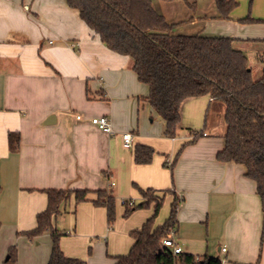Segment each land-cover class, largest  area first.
<instances>
[{"label": "crops", "instance_id": "crops-1", "mask_svg": "<svg viewBox=\"0 0 264 264\" xmlns=\"http://www.w3.org/2000/svg\"><path fill=\"white\" fill-rule=\"evenodd\" d=\"M151 2L174 33L184 34L176 29L193 16L182 19L169 2ZM233 39L241 41L236 45L241 51L264 43ZM147 96L131 61L109 51L65 0H0V264H47L50 235H24L46 210L47 190L90 192L80 204L72 196L53 220V226L63 222L66 205L76 214L70 231L62 232L64 256L113 264L112 258L126 255L133 240L126 253L107 250L116 233L105 229L106 210L93 205L94 193L116 190L140 203L138 189L169 191L164 200L170 207L178 198L173 241L182 254L217 258L221 264H264V216L256 184L245 177L243 166L218 160L224 148L223 105L208 96L185 101L177 144L175 137L165 136L159 116L157 128V114L150 118ZM101 116L110 120L113 135L90 124ZM201 124L199 137L190 143L188 130L197 132ZM11 133L19 136L15 152L9 149ZM125 133L132 136L130 149L123 146ZM136 145L153 149L150 164L134 163ZM150 217L141 215L142 225ZM12 247L15 258L9 261Z\"/></svg>", "mask_w": 264, "mask_h": 264}, {"label": "trees", "instance_id": "trees-1", "mask_svg": "<svg viewBox=\"0 0 264 264\" xmlns=\"http://www.w3.org/2000/svg\"><path fill=\"white\" fill-rule=\"evenodd\" d=\"M69 8L78 11L83 24L111 52L128 58L139 83L148 89V102L165 124V136L174 138L181 122L182 104L189 99L208 96L224 107V148L218 155L222 163L245 168V177L256 184V193L264 216V53L259 54L260 75L253 70L243 51L236 47L241 41L228 37L173 35L172 27L158 14L151 0H65ZM170 2L172 0H161ZM216 19H229L237 7L235 0H214ZM243 22H258L246 18ZM256 42V41H253ZM258 42V41H257ZM193 143L199 133L188 130ZM19 136L9 135V149L15 152ZM188 143V144H190ZM154 151L136 145L134 163L148 165ZM140 203L121 202L123 217L153 205L152 216L129 233L133 245L126 255L113 257V264H221L217 258L198 259L191 254H173L163 242L174 234L180 201L175 199L168 218L154 225L169 191L138 189ZM48 205L36 217V227L24 233L32 239L48 233L51 253L47 264H85L83 260L64 256L60 239L64 233L53 226V220L64 213L65 204L73 196L75 204L88 201L89 191L47 190ZM161 193L162 196H158ZM92 201L106 210L108 228L115 221V197L112 191L99 190ZM9 261L15 258V248L9 249Z\"/></svg>", "mask_w": 264, "mask_h": 264}, {"label": "rangeland", "instance_id": "rangeland-1", "mask_svg": "<svg viewBox=\"0 0 264 264\" xmlns=\"http://www.w3.org/2000/svg\"><path fill=\"white\" fill-rule=\"evenodd\" d=\"M187 3H192L193 8H189L184 0H172L168 3L169 9L174 11V15L176 17H181L182 19L188 18L189 16H193V20L196 19L197 23L193 24V20L188 21L189 24H185L184 27L176 29L178 32H184V34H180L177 32H173L174 26L172 27V34L177 36H190L192 33H188L190 29L194 28L197 30H202L206 34L218 35V36H228L233 38H241V39H256L260 41H264V0H235L238 5L233 10L229 19L222 20L214 18L216 16L217 10L214 0H186ZM251 18L253 20H258V22H243L246 18ZM209 23V24H208ZM214 23V25H213ZM210 25V26H209ZM264 43L259 42L256 45H249L242 47L243 51L248 59V62L253 70L254 78H257L260 75L261 63L259 60V54L264 53ZM152 115L150 118L156 116V113L151 111ZM148 118L147 120L149 121ZM157 115V128L159 127V120ZM211 122V119H210ZM202 124L196 130H202ZM181 133H176L175 139L178 144L179 138H181ZM132 185L129 184V188ZM126 192V191H125ZM124 192V193H125ZM115 197V221L111 227L108 228V224L106 222L105 229L107 228L109 231H113L116 234L110 239V244L107 247V250L113 251V255L115 253L121 252L126 253L130 247V236L129 233L132 229H139L142 226V218L141 215L148 214V217L152 215V207H148L142 210H136L131 213L128 217H123L124 207L121 202L124 200L122 198L128 199L127 196H120L116 190L113 192ZM71 201V199H70ZM133 202V201H132ZM74 203V202H73ZM136 203V202H135ZM137 204V203H136ZM66 210L69 212L63 215L62 223H55L54 227L60 232H69L70 227L74 225V221L76 219V214H70L68 210V205H66ZM170 212V205L168 206L167 200H163V204L154 219L155 225H162L168 217ZM145 221V220H144ZM143 221V222H144ZM84 230V231H83ZM82 232H85L83 228ZM124 234V235H123ZM101 240V239H98ZM91 241V242H90ZM90 243L92 240L90 239ZM103 242H105L103 240ZM89 244L85 251L90 253ZM109 251H107V258H109ZM85 260V259H83ZM179 264V263H177Z\"/></svg>", "mask_w": 264, "mask_h": 264}, {"label": "built area", "instance_id": "built-area-1", "mask_svg": "<svg viewBox=\"0 0 264 264\" xmlns=\"http://www.w3.org/2000/svg\"><path fill=\"white\" fill-rule=\"evenodd\" d=\"M76 119L79 120L80 117L77 116ZM90 124L107 135H113V129L107 116L94 117L90 119ZM121 139L125 148L130 149L132 147V136L129 133L123 134ZM163 244L165 247L169 248L173 254L176 255L181 253V249L177 247L173 241V233H171L169 239L164 240Z\"/></svg>", "mask_w": 264, "mask_h": 264}]
</instances>
